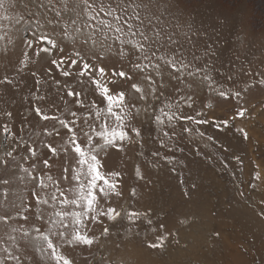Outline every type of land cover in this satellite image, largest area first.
Returning a JSON list of instances; mask_svg holds the SVG:
<instances>
[{"label":"rangeland","instance_id":"obj_1","mask_svg":"<svg viewBox=\"0 0 264 264\" xmlns=\"http://www.w3.org/2000/svg\"><path fill=\"white\" fill-rule=\"evenodd\" d=\"M254 1L152 0L159 17L153 23L160 26L155 31L162 40L171 34L177 44L163 49L157 44L151 63L143 61L148 68L141 75L129 66L131 55L103 52L100 57L106 58H100L62 36L56 21L82 16L78 0H4L0 264H64L39 239L42 235L69 264H264V20ZM39 36L53 39L61 50ZM178 44L183 47L174 53ZM42 47H49V54L41 53ZM76 51L94 69H105L110 94H124L120 107L113 108L122 123L108 114L89 77L76 75L81 67L70 66ZM65 70L71 75L63 76ZM113 70L131 79L113 77ZM93 78L99 79L98 73ZM68 91L81 93L86 107H79ZM93 101L95 106L87 107ZM43 115L56 120L45 121ZM169 116L174 118L169 121ZM60 119L71 132L61 128ZM97 132L124 133L127 139L115 141V147L104 145ZM73 135L83 150L97 145L98 170L121 193L98 196L99 210L112 209L108 215L120 212L122 218L97 223L90 214L79 227L64 220L65 228L56 217L62 210L81 211L83 205L62 203L80 194L81 183L87 195V179L70 178L87 170L77 163ZM45 145L56 153L50 155ZM59 232L64 235H53ZM77 232L93 243L69 244Z\"/></svg>","mask_w":264,"mask_h":264},{"label":"snow or ice","instance_id":"obj_2","mask_svg":"<svg viewBox=\"0 0 264 264\" xmlns=\"http://www.w3.org/2000/svg\"><path fill=\"white\" fill-rule=\"evenodd\" d=\"M78 3L83 4L84 14L81 16L79 14L72 16L69 19H66L64 23H61L58 19L56 21V26L62 29V36L67 38L71 37L70 43L72 45L82 44L87 46V51L91 52L92 55L100 57V54L107 52L111 55L114 51L120 57L132 56V60L129 61V66L141 75H144L147 71L148 64L143 63L147 60L151 63V57L155 55L156 45L159 44L160 48L163 49L168 45L177 44V41L169 33H165L166 39H161L160 32L155 31L159 28V24L153 23V18L155 17L159 20V17L156 15L157 8L156 5L152 3V0H78ZM4 0H0V7H3ZM38 7H43V4H38ZM57 17H60V13H56ZM45 23H52L50 20H45ZM37 27L39 25L37 24ZM160 31H163L161 28ZM150 32H154V35H149ZM40 42H46L51 48L60 51L59 46L53 41V39L47 38L46 36L38 37ZM118 45V48L115 46ZM29 47H33L31 41H29ZM183 47L182 44H178L176 48H173L172 51L180 52V49ZM40 52L43 54H49V47H42ZM183 56V53H180ZM77 59L70 61V66L75 68L77 66L81 67V71L76 75L79 77H89L90 83L94 86V94L98 95L102 101L107 102V112L109 115L114 116L117 121L123 122L121 116L113 111V108H119L120 103L125 99L123 93L117 95L110 94V89L107 84L104 83V78L106 76L105 69L100 67L99 69H94L91 64L86 62V57L80 51H76ZM106 58V57H100ZM196 59V57H193ZM53 65H58V63H64V61L58 62L52 60ZM169 64H175L174 61H169ZM182 63V61H181ZM159 69V65H155ZM186 67V65L184 66ZM179 71V69H177ZM99 75V79L93 78L95 74ZM62 75L68 77L71 75L70 71L65 70L62 72ZM193 75V73H189ZM113 77H119L120 79H131V76L124 72L115 70L112 71ZM147 78V77H146ZM116 81H109L108 83H115ZM59 83V82H56ZM132 89L136 92H140L141 89L136 85H132ZM221 96H224V93L221 91L219 93ZM67 95L69 97H74L76 103L79 107H86L85 102L80 100L79 97L81 93H74L73 91H68ZM43 99V97H41ZM119 101L120 103H117ZM95 106L93 101L91 104H88L87 107L91 108ZM121 111H123L121 109ZM37 115H40L41 110L36 109ZM244 113L240 112L239 115L242 116ZM72 116H76L75 112L71 113ZM174 117L169 116L168 119L171 121ZM42 119L45 121L56 120L55 117H50L48 115H43ZM124 120L127 119L125 115ZM157 119H159L157 117ZM184 119H192L191 117H184ZM87 123V121H85ZM197 123H207V121H197ZM225 124L227 122H224ZM59 124L62 129H66L69 132L72 129L69 127V123L65 120L60 119ZM91 127V125H90ZM131 131H135L131 129ZM139 135V133H136ZM58 135V132H57ZM86 142H90L92 137L88 132L82 133ZM97 136L103 137L104 145H109L115 147V141L126 140L127 136L124 133L106 134L104 132H97ZM77 138L73 135L72 143L75 145L74 152L80 158L78 164L80 166H87V170L82 172L77 177H70L71 179L81 180V177L87 179V195L84 194V184L81 183V191L79 195H74L73 198L64 199L62 203L64 205H83L81 211L75 214H70L67 210H62L61 212L56 213V217L59 219L61 225L65 228H68L69 225H64V220L68 219L69 224H74L77 227L83 224V219L89 217L90 220L100 223L102 219H110L116 221L118 218H122L120 212H116L115 215H108L109 212L114 210L109 209L108 212L100 211L98 205V196L100 199L107 197L109 194L114 193L115 195H121V193L116 191V185L110 183L106 178L105 173L98 170L99 168V152H95L97 147L96 144H93L91 148L83 150L80 143H77ZM50 155L56 153V149L51 145L44 146ZM101 151L103 148L101 147ZM32 155H35V152H32ZM44 168L46 170L50 169L52 165L49 164L47 160L43 161ZM113 175L119 176V173H114ZM48 179L51 180V176H48ZM102 182V183H101ZM46 185L40 184V187L43 188ZM96 190L97 194H94ZM63 195V193H61ZM131 195V192H130ZM52 200H56V196L51 197ZM43 203H48V201H43ZM136 213H131V216H136ZM97 217L101 219L98 220ZM39 231V230H38ZM107 232L108 230L105 229ZM53 235L63 236V232L53 233ZM44 243H46L47 248L53 250V256L58 260H64V264H69V262L63 257H57L56 252L53 246L52 241L49 239L48 235H42L39 237ZM69 244H83L90 245L93 241L85 236H82L77 232L72 236L70 240L67 241ZM155 245H153L154 247Z\"/></svg>","mask_w":264,"mask_h":264},{"label":"trees","instance_id":"obj_3","mask_svg":"<svg viewBox=\"0 0 264 264\" xmlns=\"http://www.w3.org/2000/svg\"><path fill=\"white\" fill-rule=\"evenodd\" d=\"M184 1H186L188 3H192V2H196V1H200V0H184ZM249 1H253V0H249ZM254 2H255L254 4H255L256 8L258 9V10L256 9L257 14L261 17L262 20H264V1L263 0H256ZM259 7H260V9H259Z\"/></svg>","mask_w":264,"mask_h":264}]
</instances>
